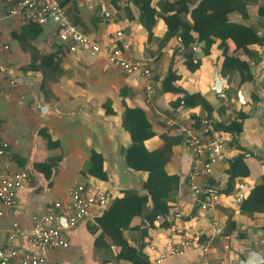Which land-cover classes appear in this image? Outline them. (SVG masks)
<instances>
[{"label": "crops", "instance_id": "obj_1", "mask_svg": "<svg viewBox=\"0 0 264 264\" xmlns=\"http://www.w3.org/2000/svg\"><path fill=\"white\" fill-rule=\"evenodd\" d=\"M59 1H63L70 20L101 45L100 52L92 53L88 46L71 51L59 38L56 18L50 17L43 25L34 26L9 15L7 7L0 3V37L9 46L0 51L3 76L0 141L8 143L3 164L8 171L30 172L28 181L17 188L15 202L9 207H0L1 249L29 250L26 233L20 232L11 238L13 223L31 229L36 219L56 201L69 199L75 183H84L89 189L94 183L99 184L111 200L127 189L146 192L142 181L147 173L130 169L125 160V149L132 142L122 124L125 107L141 106L146 110L155 131V135L146 140L150 149L163 145L161 135L165 132L182 135L179 126L193 127L197 131L200 126L194 125L192 117L208 116L201 104L172 106L171 103L182 96L163 89L172 67L182 73L178 86L187 92H201L211 103L214 122L225 121L238 110L248 111L238 143L248 150L246 155L252 173L249 177L237 178L234 184L245 182L248 191L259 181L264 175V123L258 112V107L264 103V46H253L257 55L250 60L253 81L242 82L239 72L228 81L220 72L222 53L217 46L218 39L207 55L203 51L204 42H197L196 54L201 65L191 72L180 55L184 45L179 32L166 41L167 27L160 16L150 31L141 19L142 8L136 0ZM159 1H151L158 11ZM259 7H264V0L248 6L247 23L264 36V10L260 13ZM231 18L240 21L237 13H232ZM227 43L231 52L235 44L231 39ZM125 44L129 47L125 48ZM113 48L132 58L147 60L152 68L151 76L125 73L116 66L106 68V53ZM48 55L53 57L45 59ZM216 74L224 81L221 85L224 95L214 88ZM11 79L15 81L14 86ZM148 84H152L153 92L147 89ZM229 102L233 104L231 110ZM105 103H111L114 113L106 111ZM47 135L58 142L57 146L49 147ZM93 151L104 156L107 179L90 173ZM230 151L231 148L230 156H236L241 150L236 146ZM48 158L57 159L49 176L38 167ZM193 162L185 140L174 146L167 170L181 175L182 181L176 196L177 211L169 215L170 225L161 226L160 218L153 226L145 222L139 232L126 229L125 236L135 243L142 229L147 228L144 251L152 263L158 252L165 250L167 242L179 246L180 240L189 235L198 236L201 243L208 242V252L204 254L198 248H189L182 253L168 254L162 264H197L204 256L211 264H264V261L251 262L262 253L264 212H241L239 190L224 191L228 184L211 209H202L190 197L189 173ZM229 169L230 160H227L212 174L197 175L195 181L215 186L221 177L228 183ZM55 212L57 219L48 224L60 226L65 216L60 210ZM99 213L92 212L75 226L63 227L67 247L38 252L44 254L50 264H131L130 260L114 258L120 248L110 236L105 234L103 239L101 237L103 243L98 242L101 228L96 217ZM230 218L235 221V228L227 233ZM138 222L139 219H135L132 225ZM151 243L159 251L151 248Z\"/></svg>", "mask_w": 264, "mask_h": 264}, {"label": "trees", "instance_id": "obj_2", "mask_svg": "<svg viewBox=\"0 0 264 264\" xmlns=\"http://www.w3.org/2000/svg\"><path fill=\"white\" fill-rule=\"evenodd\" d=\"M141 8V19L144 24L152 30L157 16H160L167 27L165 40L179 32L183 42L180 51L183 64L191 71H196L201 65V59L196 54L197 42H204L203 51L207 55L211 52L216 39L218 49L222 53L220 72L228 77V81L235 72H239L242 82H251L254 77L251 72L250 60L257 55L253 50L254 45L264 46V36H262L252 25L247 23L249 19L248 6L258 4L260 0H161L158 5L160 11L151 5L152 0H136ZM65 9L63 1H59ZM66 10V9H65ZM263 13L264 7H259ZM237 13L239 20H232L231 14ZM32 23V22H31ZM34 26L37 24L32 23ZM231 39L235 48L230 52L227 40ZM52 55L45 56V59L52 58ZM182 78V73L173 67L163 82V89L167 91L181 93L171 104L177 108L182 105L194 107L202 105L212 116L213 106L202 95L201 92H187L184 88L177 85ZM257 100V96H254ZM108 113H114L111 103H105ZM248 111L238 110L227 120L214 122L215 130L230 132L234 135L231 142V151L238 147L241 151L236 156H230V181L224 191L229 192L234 189L235 180L239 177H249L252 173L247 159V148L238 143V136L243 131V121L248 116ZM193 123L201 126L202 118L193 116ZM122 124L129 132L131 144L125 149V160L127 166L134 171H144L146 178L142 181V187L146 191L140 193L135 189L123 191L121 196L111 200L110 205L101 211L96 217L97 223L101 228L98 238L99 243H103L101 237L107 234L111 237L114 245L118 246L119 252L115 255L116 260L127 259L131 264H152L149 254L144 251L147 245L146 236L148 229H142V233L135 243H131L125 236L128 228L139 232L144 223L153 226L161 215L160 225L167 227L170 225L169 215L177 211L176 196L181 188V175L170 173L167 164L174 154V146L184 141L182 135H171L167 132L161 135L163 145L156 149H150L146 145V140L155 135L152 123L146 110L141 106H126L123 112ZM46 134L45 131H42ZM50 148L57 146L50 136L47 135ZM230 151V153H231ZM57 159H49L42 167L50 175L53 165ZM90 173L101 178L107 179L104 170V156L97 151L91 154ZM208 186L213 187L208 183ZM240 210L243 213L264 212V175L259 181L251 186L246 196L241 199ZM135 219H139L137 224L132 225ZM235 228V221L228 220L227 233Z\"/></svg>", "mask_w": 264, "mask_h": 264}, {"label": "built area", "instance_id": "obj_3", "mask_svg": "<svg viewBox=\"0 0 264 264\" xmlns=\"http://www.w3.org/2000/svg\"><path fill=\"white\" fill-rule=\"evenodd\" d=\"M0 3L7 7L9 15L37 25H43L50 17L56 18L59 38L71 51H76L82 46H88L92 53L101 51V45L89 33L81 31L70 20L59 0H0ZM118 34L121 35L122 32ZM8 47L0 37V51ZM128 47L129 45L125 44V48ZM105 66L106 68L116 66L125 73H138L146 78L152 74V68L147 60L132 58L118 48H113L106 53ZM2 79L3 76L0 74V86ZM10 83L15 85L13 79ZM147 89L153 92L152 84H148ZM258 112L264 123V103L258 107ZM178 131L184 137L194 158L189 173L190 197L202 209H211L219 200L223 187L228 183L220 177L218 183L210 189L207 182L200 184L195 181V178L197 175L212 174L218 165L227 161L234 136L230 132L215 130L214 121L208 116L202 119V124L197 131L187 126H179ZM7 148L8 143L0 141V207L11 206L15 202L17 188L26 183L30 177L28 170L8 171L3 164ZM246 186L245 182L234 184V188L239 190L241 199L246 196ZM91 187L89 189L84 183H75L70 190L69 199L64 202L56 201L36 219L29 230L23 229L17 222H14L11 238L17 233H26L29 250L15 248L6 251L0 248V264H50L44 254L38 250L46 251L54 247H67L69 244L63 234V227L48 224L57 219L58 215L55 210H60L67 218L68 226H75L90 213L101 212L110 205L111 197L107 191L96 183ZM160 218L162 216L158 215V219ZM150 246L159 251L153 243ZM189 248H198L206 254L209 250V243H201L198 236L189 235L180 240L179 246L169 241L165 250L158 252L152 264H162L168 254L182 253ZM197 264L211 263L204 256Z\"/></svg>", "mask_w": 264, "mask_h": 264}, {"label": "water", "instance_id": "obj_4", "mask_svg": "<svg viewBox=\"0 0 264 264\" xmlns=\"http://www.w3.org/2000/svg\"><path fill=\"white\" fill-rule=\"evenodd\" d=\"M215 79H216L215 86H214L215 90L218 93H220V95H224L221 92V89H222L221 88L222 87L221 85L224 83L223 79H220V77H219L218 74H216ZM229 103H230V110H231L233 108V104H232V102H229ZM60 221H61L60 226H62V227H67L68 226L67 225V218L66 217H63V219H61ZM261 245H262V253H258L259 254L258 258L252 259L251 262L264 261V241L261 242Z\"/></svg>", "mask_w": 264, "mask_h": 264}]
</instances>
